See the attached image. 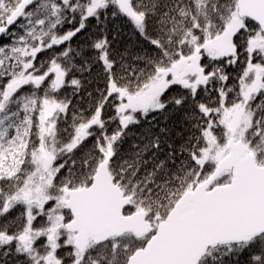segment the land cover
I'll use <instances>...</instances> for the list:
<instances>
[{"label":"snow or ice","instance_id":"6c2138e0","mask_svg":"<svg viewBox=\"0 0 264 264\" xmlns=\"http://www.w3.org/2000/svg\"><path fill=\"white\" fill-rule=\"evenodd\" d=\"M0 264H264V0H0Z\"/></svg>","mask_w":264,"mask_h":264}]
</instances>
